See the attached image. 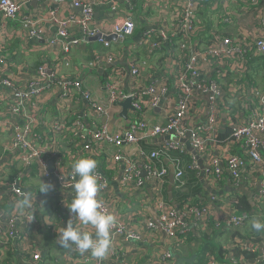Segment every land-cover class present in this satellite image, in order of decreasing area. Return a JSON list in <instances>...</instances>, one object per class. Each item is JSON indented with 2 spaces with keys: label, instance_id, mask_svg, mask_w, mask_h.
Segmentation results:
<instances>
[{
  "label": "built area",
  "instance_id": "obj_1",
  "mask_svg": "<svg viewBox=\"0 0 264 264\" xmlns=\"http://www.w3.org/2000/svg\"><path fill=\"white\" fill-rule=\"evenodd\" d=\"M140 1L128 2L135 6ZM169 1L178 12L175 30L167 33L159 25L149 29L144 33L146 41L142 45H148V51L152 54L161 45L180 43L186 46L187 56L183 62L179 61L183 71L176 74L179 99L174 111L164 123L152 124L147 120L144 109L156 108L166 88L161 80L156 79L150 85H145L143 69L138 68L132 57L127 61L132 81L130 90L124 91L115 77L109 76L104 82L107 95L102 105L83 89L79 81H60L57 77L61 62L67 59L71 49L85 44L87 38L113 35L116 41H124L135 30L132 17L124 16L106 31L93 24L90 5H82L76 0L73 3L76 8L81 7V15L66 18L56 10L44 11L50 0H0L1 31L19 20L26 31L21 41L25 47L30 41L39 44L45 40L43 26L48 21L54 27V33L48 38L47 48L56 53V58L61 55L52 70L42 64L35 70L24 68L20 74H14L0 43V119L4 117L0 127L3 125L8 135L3 149L14 152L16 162L33 168L43 183L53 186L46 193L25 191L14 182L8 187L10 195L0 194V199L3 196L6 202L0 205V264H4L10 245L21 264H45L43 239L50 237L52 244L59 245L56 233L58 224L66 226L70 218L75 219V214L70 211L65 220L60 213L68 208L75 194L73 184L78 177L73 178L71 165L79 157L86 155L95 158L99 154L106 155V171L119 172L121 166L117 180L120 190L118 197L109 187L108 176L102 173L100 166L96 170L101 185L97 193L101 210L116 217L110 229L111 248L106 257L97 259L90 252L81 254L72 245L61 253L63 264H127L126 255L130 254L133 258L139 254L136 246L153 244L158 245L159 251L145 264H170L175 255L182 252L186 240L189 239L190 245L195 234L207 235L213 229L230 234L224 245L228 254L221 256L220 260L217 254L208 250L204 253L202 264H264V231L249 238L237 235L246 229L250 221H247L248 215L238 214L230 205L231 193L219 195L214 192L206 197L204 205L197 208L193 205L195 200L188 196L183 169L175 166L172 188V200L177 204L175 207L166 195L169 169L158 166L162 155L167 152L185 155L186 143L195 155L191 154L193 157L185 169H196V157L205 156L204 178L207 176L213 185L225 182L234 194L242 195L237 191L239 187L249 190L257 186L252 206L257 210L264 208V88L256 92L236 83V89L223 81L228 76H243L254 56L264 55V36L261 37L264 34V16L260 21L262 35L258 38L247 40L244 37L222 36L212 28L207 30L206 47L198 50L197 41L192 40L206 27L201 12L210 2V11L219 5L214 0ZM256 1L250 0L253 5ZM29 2L35 3L38 8L34 18L21 11L22 5ZM72 27L79 28L77 38L69 35ZM97 42L105 48L111 44L102 39ZM24 49L29 51L28 48ZM250 49L254 52L253 56L249 54ZM94 61L96 64H112L114 58L110 53L97 54ZM51 92L58 95L57 116L46 121L38 115L37 104ZM229 99H234L238 104L233 105ZM126 100H130L133 109L128 111L131 123L120 135L111 132L108 125L119 113V105ZM75 101L88 105L94 117L92 120L98 123L96 126L87 127L81 118L74 117L71 105ZM197 103L200 104L198 108L195 106ZM194 109L196 115H192ZM203 113L206 114L205 121L199 123L198 116ZM222 116H225L223 122ZM188 119L189 125L186 123ZM62 134L71 136L72 147L78 148L74 156H68L64 161L61 156L57 157L56 151ZM169 136L179 141H160L162 155L147 150L151 140ZM235 146L240 148V155L233 153ZM141 171L146 173L149 185L143 183ZM243 172L247 173L246 180L243 179ZM2 176L3 172L0 171ZM145 186H148V191L144 189ZM25 199H30V207L23 205ZM48 203L55 206L41 215L43 208L40 205ZM120 210L124 212L120 213ZM74 222L83 230L90 228L80 225L78 220ZM233 234L236 236L232 237ZM123 247L126 250L122 251ZM67 257H72L71 261H67Z\"/></svg>",
  "mask_w": 264,
  "mask_h": 264
},
{
  "label": "crops",
  "instance_id": "obj_2",
  "mask_svg": "<svg viewBox=\"0 0 264 264\" xmlns=\"http://www.w3.org/2000/svg\"><path fill=\"white\" fill-rule=\"evenodd\" d=\"M76 1L82 5H90L93 10V24L95 26L97 25V27L101 29L107 31L114 23H117L124 16L128 15L132 17L135 22V30L122 42L116 40L111 41V44L107 48L103 47V45L99 42L87 41L80 47L71 49L67 59H64L61 62L60 69L57 71V77L59 78V80L79 81L83 89L88 91L91 94L92 98L98 104L102 105L106 101L107 95L106 89L104 87V82L109 76L115 77L121 89H123L124 91L130 90L132 81L129 74L127 61L129 57H132L135 59V63L138 68H140L141 70L143 69L142 71L145 75V77L143 78L145 85H147L146 82L148 78L150 82L156 79L155 76H157L156 72L158 71V69L159 71L163 70L164 75H168L166 80L157 79L161 80L162 85L166 88V92L161 98L159 105L156 108L146 107L144 109L145 116L150 123H164L166 117L174 111V107L176 106L179 99V92L175 85L176 71L174 70V68H176V62L175 60L171 59V62H167L166 65L163 64V66L161 67L160 65H156L155 59H157V57L161 54L163 56H166V54L160 52L151 56V53H149L148 51V45L143 46L142 43L146 41V39L144 40V33L148 32L149 29L156 28L158 25L159 28L163 29L167 33H171L175 30L177 25L178 12L174 10L173 5H170L172 1L141 0L140 2H137L135 6L129 5L128 1L130 0ZM73 2L74 0H50V2L47 3V7L44 9V11L48 12L49 9L56 10L57 12H59L60 16L64 18L68 17L69 15L79 17L82 11L81 7L76 8ZM214 2H216L219 7L214 6V10L210 12L206 11L201 14L205 26H207V23H209L210 25L215 24L213 30L217 34L233 37L236 39L244 37L247 40H252V38H258L260 35H262V31L260 30V21L264 16V0H257L256 4L254 5L251 4L250 0H214ZM37 10L38 8L33 2L26 3L22 5L21 8L22 13L29 15L31 18H34L36 16ZM43 29L45 33L44 36H46L44 38L45 40L43 42H39V44L34 41H30L25 45V47H23V43H21V41L24 40L23 36L26 31L23 30L19 20L10 23L4 31L0 30V43L2 44L3 51L8 57V66L14 74H20L24 68L35 70L37 66H40L42 64H46V66H48L50 70H52L56 66V61L61 55L59 54L56 58V53H52L47 48V41L48 38L53 35L54 27L50 22L46 21L44 23ZM69 35L70 37L77 38L80 35L79 28L72 27L69 30ZM206 35L207 29L205 27V29L200 30L199 33H197V35L193 37L192 42L197 41L198 50L206 47ZM263 36L264 34L261 37ZM183 47L186 48L185 45H182L180 43H175L173 45L175 56L177 55L178 50ZM24 48H28L29 51L26 52ZM105 53L112 54L114 62L112 64H107L105 62H99L100 64H96L94 61L95 55H101ZM253 53V50L250 49V56H253ZM168 55L169 53H167V56ZM251 64H249L247 73L257 82H261L260 78L264 76V66L260 65V67H257V65ZM153 66L157 67L156 69H154V72L152 74L151 69H153ZM226 70L230 71L229 68H226ZM245 74L243 75V77H245ZM230 77H226L230 78V83H227V85H230L237 89L236 83L239 79L237 78V76L235 78H232V76ZM229 100L233 105H237V102H235L234 99ZM57 101L58 95H54L53 92H51L50 94H46V96L37 104L38 115L42 118H45L46 121L54 119L57 116ZM199 105L200 104L197 103L195 105L196 108H198ZM119 109L121 110L120 107ZM195 109L193 110L192 115H196L197 111ZM71 112L73 113L74 117L81 118L87 127L92 126L90 123H95V121L92 120L94 119V117L91 115L90 110L88 109V105L82 101H75L71 105ZM3 118L0 119L1 124L4 121ZM205 118L206 114L203 113L199 115V123L205 121ZM224 119L225 116H222L221 122H223ZM186 123L189 125V119ZM108 128L111 132H117L121 135L125 132L126 125L122 120L113 122L112 119L109 122ZM0 131V171L3 172V176L0 177V194L7 193L10 195V193L8 192V187L10 183L14 182L19 184V186L25 191H38V189L41 187V182L43 183V181L38 178L33 168H26L22 164L16 162L14 152L4 151L3 148L8 142V135L5 133L6 130H4L3 125H1ZM65 144L66 146L68 145L66 141ZM159 144H161L160 140H151L150 144L147 147V150H149L150 152H159V155H162L163 152L161 149H159ZM184 148L187 154L185 153V155L183 156L174 152H167L162 155L158 166L167 167L168 169L170 166H172L173 168L176 166L181 170L183 169L184 180L188 188L187 191H189L188 196H191L194 200H196L198 195L203 198L205 196L207 197L211 193L208 192L206 187H210L213 192L219 195L224 189H230L225 185V182H219V184L213 185L207 176H205V178H202L203 180L200 179V166H205V156L196 157V169H185L186 165H189V162L193 156L189 152V147L186 143H184ZM56 151L58 152L57 157H62L63 154L61 155L58 149H56ZM233 153L240 155V148L238 146H235L233 148ZM64 159H66V157ZM98 163V166H103V163ZM104 166L106 167V164ZM120 168L121 166L119 167V172H109L108 177L106 176L109 187L117 197L119 196L118 192L120 191L119 181H117L121 174ZM102 173L104 174L103 171ZM242 175L243 179L246 180L247 173L243 172ZM141 177L143 178L142 180L144 184H150V182L145 177H143L142 175ZM33 184H38V188L32 189ZM144 189H147L148 191L149 188L148 186H145ZM237 191L242 193V195H245L247 200L249 201L251 205V218H259L262 220L264 216V208L257 210L252 206V199L257 192V186H255L254 188L252 187V189L249 188V190L243 187H239ZM231 194H233V192H231ZM5 203V198L2 196L0 199V205H3ZM6 208L7 207H5V209ZM68 211L69 208H66L60 212L61 216L63 217L62 219L65 220V217L67 218ZM123 212V210H120V213ZM66 226L58 224V230L56 232L57 235L60 229ZM86 231L94 232V229L90 227ZM224 233L213 229L210 233L208 232L207 235L195 234L191 244H188L186 247H184L180 254H176L175 257L171 260L170 264H178L179 260L191 258H193L191 264H202L204 253L208 250H211L215 254H217L218 258L221 260L222 257L220 254V248L223 249L224 245L227 242V238L230 235L229 233H227V235H224ZM205 236L209 237L204 239L203 237ZM203 240H206L208 243L214 245H212L211 248H207L202 251L201 245L203 244ZM51 241L52 240L50 239L46 246L44 243L43 260L53 264H57V262L54 263V261L57 260L58 264H63V260H61V253L65 250V248L60 247L58 244L54 245ZM136 247L139 248V254L133 258H131L130 254L126 255L127 264H145L147 259L154 257L156 252L159 251V247L158 245L156 246V244H153L152 246L139 245V247ZM161 247L164 248V245L162 243ZM213 247H216V249ZM124 250H126V248L123 247L122 251ZM71 259L72 257L66 258L67 261H71ZM17 262L18 264H21V260L19 261L18 257Z\"/></svg>",
  "mask_w": 264,
  "mask_h": 264
},
{
  "label": "clouds",
  "instance_id": "obj_3",
  "mask_svg": "<svg viewBox=\"0 0 264 264\" xmlns=\"http://www.w3.org/2000/svg\"><path fill=\"white\" fill-rule=\"evenodd\" d=\"M98 162L88 156L75 159L71 165L73 178L78 177L73 184L74 197L67 207L70 213L75 214V219L70 218L67 226L62 227L58 233L59 246L70 248L72 245L81 254L90 252L97 258L106 257L111 248L110 229L116 222V217L101 210V203L97 199V193L101 187L97 175ZM51 184L42 183L38 189L40 192H48L52 189ZM24 206H31L30 199L23 201ZM90 226L94 232L83 230L75 224ZM251 228L256 232L264 231V220L253 218L250 222Z\"/></svg>",
  "mask_w": 264,
  "mask_h": 264
},
{
  "label": "trees",
  "instance_id": "obj_4",
  "mask_svg": "<svg viewBox=\"0 0 264 264\" xmlns=\"http://www.w3.org/2000/svg\"><path fill=\"white\" fill-rule=\"evenodd\" d=\"M210 3L205 6L204 12H206V11H209L210 12V10H209ZM204 12H201V14H203ZM212 28H213V25H210L209 23H207L206 29L207 30H210ZM171 50H172V53H171ZM160 52L165 53L166 56L165 55L163 56L162 54L159 55L157 57V59H155V64L156 65H160V67H161V66H163V64L166 65L167 62L170 63L171 62V59H173V60H175V62L178 61L177 64L175 65L176 68H174V70L176 71V74L179 71H181V72L183 71V69H181L180 62L179 61L183 62L184 61V58L187 56V49L186 48H184V47L183 48H180L178 50L177 55L175 56L174 49H173V45H171V44H169L167 46L161 45L156 50H154L152 52L151 56L152 55H155L156 53H160ZM167 53H169L168 56H167ZM177 56L179 57L178 59H177ZM254 57L255 58L251 60V63L253 62L252 64L250 63L251 65H257V67L258 66L260 67V65H263L264 66V55L263 56H254ZM156 67L157 66H155V67L153 66V69H151L152 70V74L154 72V69H156ZM164 70H165V67H164ZM247 72L245 74V77L240 76V75L237 76V78L239 79L237 81V83L239 85H241L242 87L246 85V87H248L251 90L252 89H255L256 92L261 91L264 88V76H262L260 78V81L261 82H257ZM263 72H264V68H263ZM156 75H157V76H155L156 80L157 79H164V80H166L167 77H168V75H164V71L163 70H160L159 71V69L156 72ZM146 84L147 85H150L151 84V82L149 81V78H148ZM239 106L240 105H238L237 107H239ZM90 124L96 126L98 123H95V124L94 123H90ZM223 137H226V136H223ZM65 141L68 144L67 146L65 144ZM58 142H59V144H58V148H59L58 151L61 153V155L63 154L61 160L64 161L65 160L64 159L65 157L67 158L68 156H74V154L77 153L78 148L72 147V138H71V136L66 135V134H62L61 137L59 138ZM105 158H106V155L105 154H102V155L99 154V155H97L93 159H95L97 162L103 163V165H104V159ZM98 165H99V163H98ZM100 169L104 172V175L105 176H108L109 175V171H106L105 170V166H102V167L100 166ZM229 196H230L229 203H230V205L233 206V209L238 214H240V215H244V214L248 215L247 221H250L252 219L251 218L252 217L251 216V205L249 204L246 196L245 195L238 194V193H236V194L233 193V194H230ZM205 203H206V196L203 198V197H200V195H198L197 198H196V200L193 202V205L194 206L196 205L197 208H200L201 205L202 204L204 205ZM51 206H55V204H49V203L46 204V205L41 204L40 205V208H43V210L41 211V215L46 214V212L51 208ZM45 234H46V232H45ZM257 234H258V232L254 231L251 228V224L249 223V225L246 227V229L243 232L238 233L237 235L238 236H241V237L249 238V237H251V236L253 237L254 235H257ZM235 236L236 235H234V234L232 235V237H235ZM207 237H209V236H205L203 238L206 239ZM43 241H44L45 246H46V244L50 241V239H49V237H46L45 239H43ZM202 242H203V244L201 245L202 251H204L207 248H211L212 245H214V244L208 243L206 240H203ZM43 246H44V244H43ZM43 246H42V248H43ZM213 248L216 249V247H213ZM223 249H224V247H223ZM223 249L220 248L221 251ZM221 251H220V254H221ZM17 257L18 256L16 255L15 250L13 249V246L12 245L8 246V248L6 250V254H5L4 264H15L17 262ZM47 261H48V259H47ZM45 262L46 261H44V263Z\"/></svg>",
  "mask_w": 264,
  "mask_h": 264
},
{
  "label": "water",
  "instance_id": "obj_5",
  "mask_svg": "<svg viewBox=\"0 0 264 264\" xmlns=\"http://www.w3.org/2000/svg\"><path fill=\"white\" fill-rule=\"evenodd\" d=\"M35 4V3H34ZM36 6V4H35ZM100 39H102L103 41H107V42H111L115 40V36H108V37H101L100 35H95L93 37H89L86 39V41L89 42H97ZM48 74H50V71H47ZM119 107L121 108L120 112L118 114L115 115V117L113 118V122L117 121V120H122L125 125L126 128L129 126V124L131 123V121L128 118V111H133V109L130 106V100H126L123 103H121L119 105ZM158 140L163 141V140H171L174 142H178L179 140L174 137V136H169V137H165V138H159ZM157 141V140H156ZM189 151L191 152L192 155H195V153L189 148ZM201 169V176L200 179L203 180L202 178H204V173H203V166H200ZM49 170H51V165H49ZM141 175L143 177H146V173L144 171H141ZM168 181L169 184L167 186V199L169 202H171L175 207H177V204L172 200L173 198V193H172V188L174 185V168L172 166L169 167V176H168ZM206 189L208 190V192H210L211 194H214V192L211 190L210 187H206ZM233 192L232 189H224L223 191H221L220 195H224L226 193H231ZM193 258L191 259H183V260H179L178 264H182V263H188L191 264L192 263Z\"/></svg>",
  "mask_w": 264,
  "mask_h": 264
},
{
  "label": "rangeland",
  "instance_id": "obj_6",
  "mask_svg": "<svg viewBox=\"0 0 264 264\" xmlns=\"http://www.w3.org/2000/svg\"><path fill=\"white\" fill-rule=\"evenodd\" d=\"M224 81V83L226 82V83H228V82H230V78H226V80L224 79L223 80ZM225 83V84H226ZM77 96V95H76ZM33 186V188L32 189H36V188H38V184H33L32 185ZM224 235H227V232L224 234ZM189 244V239L188 240H186V242H185V245L183 246V249H184V247H186L187 245ZM228 254V251H226V250H222L221 251V256H225V255H227ZM45 264H48L47 262H45ZM53 264V263H52Z\"/></svg>",
  "mask_w": 264,
  "mask_h": 264
}]
</instances>
